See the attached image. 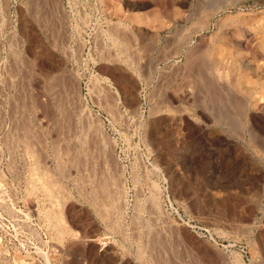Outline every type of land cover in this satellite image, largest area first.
Wrapping results in <instances>:
<instances>
[{
  "label": "rangeland",
  "instance_id": "rangeland-1",
  "mask_svg": "<svg viewBox=\"0 0 264 264\" xmlns=\"http://www.w3.org/2000/svg\"><path fill=\"white\" fill-rule=\"evenodd\" d=\"M1 167L66 264H264V0H0Z\"/></svg>",
  "mask_w": 264,
  "mask_h": 264
},
{
  "label": "built area",
  "instance_id": "built-area-1",
  "mask_svg": "<svg viewBox=\"0 0 264 264\" xmlns=\"http://www.w3.org/2000/svg\"><path fill=\"white\" fill-rule=\"evenodd\" d=\"M12 176V168H0V197ZM10 195L0 198V264H66L70 258L55 242L53 225L41 208Z\"/></svg>",
  "mask_w": 264,
  "mask_h": 264
},
{
  "label": "bare ground",
  "instance_id": "bare-ground-1",
  "mask_svg": "<svg viewBox=\"0 0 264 264\" xmlns=\"http://www.w3.org/2000/svg\"><path fill=\"white\" fill-rule=\"evenodd\" d=\"M50 192H51V190H50ZM58 201H59V200H58ZM58 201H57V202H58ZM55 203H56V202H55ZM56 204H57V203H56ZM57 205H58V204H57ZM76 237H77V236H76Z\"/></svg>",
  "mask_w": 264,
  "mask_h": 264
}]
</instances>
